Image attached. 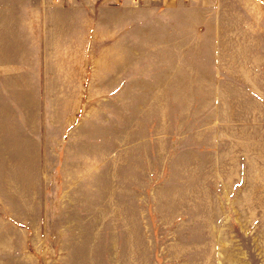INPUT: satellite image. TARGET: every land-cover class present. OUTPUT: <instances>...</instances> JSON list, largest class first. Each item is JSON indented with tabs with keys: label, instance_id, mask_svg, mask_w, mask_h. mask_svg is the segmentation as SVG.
Listing matches in <instances>:
<instances>
[{
	"label": "rangeland",
	"instance_id": "obj_1",
	"mask_svg": "<svg viewBox=\"0 0 264 264\" xmlns=\"http://www.w3.org/2000/svg\"><path fill=\"white\" fill-rule=\"evenodd\" d=\"M124 2L122 86L0 61V264H264V40L221 72L209 23Z\"/></svg>",
	"mask_w": 264,
	"mask_h": 264
},
{
	"label": "crops",
	"instance_id": "obj_2",
	"mask_svg": "<svg viewBox=\"0 0 264 264\" xmlns=\"http://www.w3.org/2000/svg\"><path fill=\"white\" fill-rule=\"evenodd\" d=\"M98 1L75 0L70 4H58L54 0H0V61L47 62L48 67L52 62L58 70H67L71 83H75L81 73L95 67L91 64L93 60L98 62L96 74L100 85L122 86L124 77L128 78L123 64L124 41L122 38L110 39L107 43L98 35L108 24L122 23L124 13L130 14L134 10L115 4L126 0H112L113 4L109 5L106 0ZM186 1L150 2H159L157 10L152 12L162 13L164 27L166 20V25L172 20L181 24L199 19L210 24V60L214 61L211 64L214 69L223 72L225 65L234 67L231 62L258 58L257 45L261 38L264 40V0H210L205 6L188 5ZM127 5L133 6L129 2ZM125 41L133 44V39ZM99 44L103 47L100 58L96 59L92 47ZM133 60L131 80L138 77L139 69L138 57ZM221 72L219 74L223 75ZM217 76L214 72L210 89L195 91L220 90L218 87L223 82H218ZM88 82L91 86V79Z\"/></svg>",
	"mask_w": 264,
	"mask_h": 264
},
{
	"label": "built area",
	"instance_id": "obj_3",
	"mask_svg": "<svg viewBox=\"0 0 264 264\" xmlns=\"http://www.w3.org/2000/svg\"><path fill=\"white\" fill-rule=\"evenodd\" d=\"M54 1L55 3H58V4H70V3H73L75 0H54ZM126 1L129 2L133 6H139V5H143L150 1H161V0H126ZM196 1H199V0H196Z\"/></svg>",
	"mask_w": 264,
	"mask_h": 264
}]
</instances>
